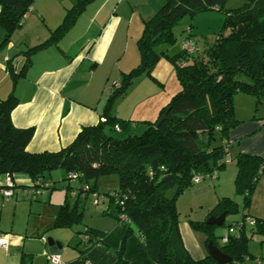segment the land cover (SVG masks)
Returning <instances> with one entry per match:
<instances>
[{
	"label": "trees",
	"instance_id": "trees-1",
	"mask_svg": "<svg viewBox=\"0 0 264 264\" xmlns=\"http://www.w3.org/2000/svg\"><path fill=\"white\" fill-rule=\"evenodd\" d=\"M33 1L0 0V26L6 31L0 49L7 44L13 30L23 25ZM90 1L77 0L67 9L63 22L52 31L50 38L30 48L28 54L57 41L75 24ZM227 2L167 0L153 16L144 20L143 32L138 39L140 64L124 75L109 100L126 95L135 77L141 73L151 75L158 61L162 57L168 58L175 66L181 89L162 109L159 118L165 112L166 117L158 126V119L146 122V128L137 133L129 121L107 113L97 124L84 126L66 147L58 151L30 152L27 145L34 129L15 126L11 116L18 97L12 92L1 99L0 175L14 180L19 173L27 174L33 179L32 190L37 192L38 187L45 186L46 173L60 167L66 171V179L77 177L82 182L83 186L76 191L78 196L86 185L99 192L98 178L117 172L119 186L107 193L105 213L120 222L123 214L128 216L125 223L138 227L155 264L217 263L211 255L194 259L185 247L176 200L194 182V176L212 175L225 164L221 160L228 153L225 150L227 136L240 123L235 113V96L238 93L253 95L257 104L264 100V0H247L244 5L234 8L227 7ZM215 8L226 13L224 26L229 28L228 33L221 31L215 42L203 50L196 48L190 52L183 47L175 54L167 52L164 46L176 39L172 27L180 17ZM192 34L191 31L188 39ZM197 41L196 37V47ZM10 72L15 80L20 75L13 68ZM116 131H125L128 135L120 137ZM217 135L223 143L213 145ZM236 159V191L245 196L248 207L264 171V155L239 153ZM15 185L17 187L16 182ZM3 187L4 183H0V189ZM172 187L176 188V194L169 197L167 191ZM236 209L237 203L233 199L223 197L210 215ZM80 218L81 212L76 206L65 201L60 204L54 225H69ZM254 218L255 225L264 233V220ZM192 223L208 234L207 242L213 239L233 257L227 264H239L248 256L244 227L239 237L231 235L228 243L220 245L213 233L215 225L206 221ZM83 232L92 238L102 236L88 226ZM115 264H123L122 259Z\"/></svg>",
	"mask_w": 264,
	"mask_h": 264
},
{
	"label": "crops",
	"instance_id": "crops-1",
	"mask_svg": "<svg viewBox=\"0 0 264 264\" xmlns=\"http://www.w3.org/2000/svg\"><path fill=\"white\" fill-rule=\"evenodd\" d=\"M166 1L92 0L57 41L28 54L30 48L50 38L77 0H68L67 4L62 0L59 8L46 11L32 5L21 26L25 30H13L0 49V100L12 92L18 97L11 116L15 126L34 129L28 151H58L72 143L84 126L97 124L107 113L129 121L134 130H144L146 122L159 118L181 89L175 66L166 57L158 61L151 75L135 77L126 95L109 99L124 75L140 64L138 39L144 20ZM5 33L0 26V41ZM11 68L20 72L16 80ZM226 140L229 150L233 148L236 154H264V120L254 118L247 124L240 121ZM5 179L6 175H0V183ZM14 180L17 190L13 195L0 193V236L9 238L8 248L0 249V264H49L50 246L45 240L50 236L63 244L58 250L61 264H115L119 259L123 264H155L138 227L105 213L108 204L103 210L106 217L93 226L73 222L55 227L62 203L50 213L47 223H34V204L20 198L22 191L24 196L28 192L36 194L33 179L19 173ZM25 206L26 218L18 220L17 212ZM87 226L102 235L97 237L101 244L84 240L82 232ZM179 229L194 259L210 255L208 236L198 232L192 221L179 218Z\"/></svg>",
	"mask_w": 264,
	"mask_h": 264
},
{
	"label": "rangeland",
	"instance_id": "rangeland-1",
	"mask_svg": "<svg viewBox=\"0 0 264 264\" xmlns=\"http://www.w3.org/2000/svg\"><path fill=\"white\" fill-rule=\"evenodd\" d=\"M60 1L62 2V0H34L33 5L36 4L35 6H40V10L42 11L53 10L56 9V7L59 8ZM246 1L247 0H228L226 6L229 8L239 7L244 5ZM67 3L68 0H65L63 4ZM225 18L226 13L217 8L198 11L194 15L185 14L180 17L172 27L176 39L173 42L167 43L164 48H166L170 54L178 53L185 41L188 40V34L192 31L193 34L190 35V37L192 39L197 37L198 39L196 48L198 50H203L205 47L215 42L221 31L228 33L229 28L224 26ZM21 28L22 27H18L16 30H25ZM237 98L239 104L237 103ZM235 110L238 119L244 122V124H247L250 119L254 118L264 120V100L257 104L256 98L253 95L247 93H239L236 95ZM135 131L141 133L143 129ZM116 135L124 137L128 135V133L125 131H116ZM222 143L223 140L220 135H217L213 145H220ZM228 155L229 157L231 156L229 159L227 158ZM236 156L237 154L234 152L233 148L230 149L221 160V162L225 164L216 169L215 174L213 173L212 176L201 177L198 181H194L177 196L176 200L179 218H186L196 223L198 221H206L210 216V211L215 208L221 198L229 197L233 199L237 203L236 211L226 215L224 225L213 226V233L220 244H222L221 236L228 232L227 226L236 221H241L244 217L245 210L249 211V215L264 220V171L258 179L256 187L251 195L250 205L246 207L245 196L236 191L235 179L238 173ZM66 175V171L63 168H56L46 173L44 177L45 186L38 187L36 194L28 192V194L24 196L22 193L24 191L20 193L21 199L27 200L28 202L31 200L34 204L35 213L31 219L32 222L35 223L39 220L47 223L50 218V213L56 208L58 209V204L65 201L71 206H76L77 211L81 212V218L77 221V225L93 226L98 223V220H100L102 216L106 217L103 210L108 204L107 193L118 188V173L112 172L101 175L98 178L96 183L97 191L104 196V198H100L99 202H95L96 193L92 190L81 192L77 196L75 192L79 191L83 186L82 182L77 177L66 179ZM175 194V187L167 191L169 197H173ZM27 210L28 206L22 207V210L20 208L16 215L17 219H25ZM195 229H197L198 232H203L205 236L208 235L202 229ZM245 229L248 238V256L241 259L239 264H264L263 231L259 230V227L255 224L253 225L249 222H246Z\"/></svg>",
	"mask_w": 264,
	"mask_h": 264
},
{
	"label": "built area",
	"instance_id": "built-area-1",
	"mask_svg": "<svg viewBox=\"0 0 264 264\" xmlns=\"http://www.w3.org/2000/svg\"><path fill=\"white\" fill-rule=\"evenodd\" d=\"M183 47L190 52H194L196 50V38L192 39L189 38L186 43L183 45ZM119 129V127H117ZM226 147L225 150L227 152H229V147L230 145L228 143H226ZM227 158L229 159V155L227 156ZM208 176V174H199L194 176L193 181H198L201 177H206ZM17 190V187L15 185V181L8 176L5 181H4V187L0 189V193L3 194L4 196H11L15 193V191ZM89 185L84 186L83 188V192H87L89 191ZM76 193V192H75ZM95 202H99L100 198H104V196H102L99 192H95ZM244 216H245V220L242 219L241 221H236L233 224H229L227 226L228 228V232L227 234H224L221 236V241L222 244H226L230 241V237L231 235L235 236V237H239L241 235V232L243 230V227L246 228V222H249L250 224H255L256 223V219L253 216H250L249 214H247V211L244 212ZM122 223L126 222L128 220V216L127 215H122ZM83 238L85 241L88 242V244L91 241H95L96 240V244H101V241L99 240V238H92L91 235L87 232H83L82 233ZM9 246V238L6 235L0 236V249H7ZM48 256V260H49V264H61L62 263V258H61V254L59 253V251H55V252H51L49 251L47 253ZM260 263V262H259Z\"/></svg>",
	"mask_w": 264,
	"mask_h": 264
},
{
	"label": "water",
	"instance_id": "water-1",
	"mask_svg": "<svg viewBox=\"0 0 264 264\" xmlns=\"http://www.w3.org/2000/svg\"><path fill=\"white\" fill-rule=\"evenodd\" d=\"M165 117H166V112L160 118H158V120L156 122V126H158L163 121V119ZM227 214H228L227 211H223L219 215L211 214L209 216V218L206 220V222L208 224H210V225L222 226V225H224L225 218H226V215ZM45 241L50 246V251L51 252H55V251H58L59 249H62L63 248V244L60 241L55 240L51 236L48 237ZM208 250H209V254L219 264H227V263L232 262V260H233V257L230 254L224 252L221 247H219L217 244H215V242H214L213 239H211L208 242Z\"/></svg>",
	"mask_w": 264,
	"mask_h": 264
}]
</instances>
